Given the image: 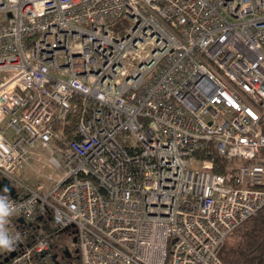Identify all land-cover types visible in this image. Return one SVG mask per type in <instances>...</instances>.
<instances>
[{"label":"built area","instance_id":"2783aa9c","mask_svg":"<svg viewBox=\"0 0 264 264\" xmlns=\"http://www.w3.org/2000/svg\"><path fill=\"white\" fill-rule=\"evenodd\" d=\"M0 178V264L44 218L81 264H226L264 205V0H0Z\"/></svg>","mask_w":264,"mask_h":264},{"label":"trees","instance_id":"16d2710c","mask_svg":"<svg viewBox=\"0 0 264 264\" xmlns=\"http://www.w3.org/2000/svg\"><path fill=\"white\" fill-rule=\"evenodd\" d=\"M75 121V116H71L70 123L74 124ZM208 149L209 151H203L202 154L213 162V170L220 174H227L228 162L212 148ZM47 220L49 219L44 218L41 223ZM44 234L49 237L52 250L62 254L60 264H81L79 251L77 255L65 256L64 249L68 246L65 244L66 238L57 233V230L45 226L43 229L31 232L28 239ZM53 235H56L54 240L51 238ZM71 248L75 250L76 247L74 245ZM219 256L226 264H264V205L227 235L220 247ZM35 258L37 262L39 255Z\"/></svg>","mask_w":264,"mask_h":264},{"label":"flooded vegetation","instance_id":"af4514ba","mask_svg":"<svg viewBox=\"0 0 264 264\" xmlns=\"http://www.w3.org/2000/svg\"><path fill=\"white\" fill-rule=\"evenodd\" d=\"M45 226L55 230V227L50 220L44 221L42 223L41 222L38 223L35 230L36 229H43V228H45ZM57 233L64 235L65 238H70V240H71L70 244L72 247L74 246V242L72 241L73 234H71L70 230H59V231H57ZM66 248L69 249V246H67ZM65 249H64V252H65ZM77 252H78V248L76 247L75 250H73V251L70 250V255H65V256L70 257L71 255H73V253H77ZM62 258H63V256L60 252H54L52 250V245L50 243L49 249L45 253H42L39 255L37 262H41V263H45V264H60V261H62L61 260Z\"/></svg>","mask_w":264,"mask_h":264},{"label":"rangeland","instance_id":"374dc122","mask_svg":"<svg viewBox=\"0 0 264 264\" xmlns=\"http://www.w3.org/2000/svg\"><path fill=\"white\" fill-rule=\"evenodd\" d=\"M73 125V123H71ZM30 163L32 164L33 168L38 171H40L43 175L48 174L51 171V167L44 163V161L37 160L35 157L30 159ZM30 166L24 167V172L22 173V177L25 178L26 181H28L31 184H37L36 180V172L34 171ZM48 185V184H46ZM53 240L56 238V235L51 237ZM65 244L69 246V250H72V246L70 244V238L65 239ZM74 249V248H73ZM73 251V250H72ZM73 255H77L76 253H73Z\"/></svg>","mask_w":264,"mask_h":264},{"label":"water","instance_id":"95a60500","mask_svg":"<svg viewBox=\"0 0 264 264\" xmlns=\"http://www.w3.org/2000/svg\"><path fill=\"white\" fill-rule=\"evenodd\" d=\"M7 195L15 196V188L12 184H10V182L6 178H0V199H1V197L7 196ZM72 241L74 243L76 242V236L75 235H73ZM26 245L28 246L29 243ZM65 253H66V255H70V250L68 248H66ZM15 254H16V251L11 250L9 252V254L3 258V260L7 261V260H9V258L13 257ZM35 264H45V263L36 262Z\"/></svg>","mask_w":264,"mask_h":264},{"label":"clouds","instance_id":"9594fccd","mask_svg":"<svg viewBox=\"0 0 264 264\" xmlns=\"http://www.w3.org/2000/svg\"><path fill=\"white\" fill-rule=\"evenodd\" d=\"M15 237L9 236L5 232H0V246L11 247Z\"/></svg>","mask_w":264,"mask_h":264}]
</instances>
